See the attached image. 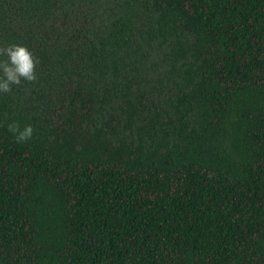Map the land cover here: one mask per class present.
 <instances>
[{
  "label": "trees",
  "instance_id": "obj_1",
  "mask_svg": "<svg viewBox=\"0 0 264 264\" xmlns=\"http://www.w3.org/2000/svg\"><path fill=\"white\" fill-rule=\"evenodd\" d=\"M11 44L0 264H264V0H0Z\"/></svg>",
  "mask_w": 264,
  "mask_h": 264
},
{
  "label": "clouds",
  "instance_id": "obj_2",
  "mask_svg": "<svg viewBox=\"0 0 264 264\" xmlns=\"http://www.w3.org/2000/svg\"><path fill=\"white\" fill-rule=\"evenodd\" d=\"M0 94L12 91L13 86H20L22 81L34 83L37 81L36 67L40 63L25 46L11 44L0 46ZM7 130L13 134L14 142L26 143L32 138L34 129L26 125L21 129L18 122L7 125Z\"/></svg>",
  "mask_w": 264,
  "mask_h": 264
}]
</instances>
